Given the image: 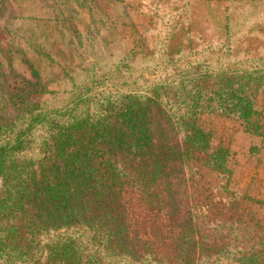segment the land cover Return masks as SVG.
Instances as JSON below:
<instances>
[{
  "label": "trees",
  "instance_id": "obj_1",
  "mask_svg": "<svg viewBox=\"0 0 264 264\" xmlns=\"http://www.w3.org/2000/svg\"><path fill=\"white\" fill-rule=\"evenodd\" d=\"M195 1L220 4L227 62L177 68ZM260 20L264 0H0V264H264V199L201 121L264 140V44L233 33Z\"/></svg>",
  "mask_w": 264,
  "mask_h": 264
},
{
  "label": "rangeland",
  "instance_id": "obj_2",
  "mask_svg": "<svg viewBox=\"0 0 264 264\" xmlns=\"http://www.w3.org/2000/svg\"><path fill=\"white\" fill-rule=\"evenodd\" d=\"M159 6H162V2L159 3ZM165 10L155 12L153 15L156 19L152 28L155 29L154 35L158 40L164 37L171 23L165 14ZM221 13V6L216 1H195L190 6L189 31L191 37L189 44L195 45L196 49L188 53L186 58L177 60L175 67L182 68L188 61H202L213 64L227 62L226 52L218 47L220 43L218 38H222L223 31L219 20ZM263 22L260 20L253 32L234 31L233 33L239 34V39L243 41L242 44L249 46V49L254 51V47L264 44V39L258 35L263 27ZM141 23L143 26H147L149 22L144 19L141 20ZM157 48L159 49L160 46L157 45ZM171 51L174 53V49ZM175 67H165L163 63H159L157 67H152L154 71L149 70L145 73V76H173L176 75ZM151 73L152 75H150ZM201 121L203 126L212 134V145L225 146L230 152V167L232 169L230 186L237 190L250 191L260 199H264V140L245 131L240 122L231 117L205 113L202 115ZM207 185H210V183H203L204 187ZM197 192L199 190L194 189L196 200H202L203 197L197 196Z\"/></svg>",
  "mask_w": 264,
  "mask_h": 264
}]
</instances>
